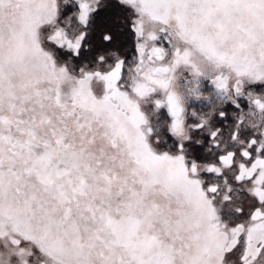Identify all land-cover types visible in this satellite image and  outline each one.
I'll use <instances>...</instances> for the list:
<instances>
[{"label": "snow or ice", "instance_id": "obj_1", "mask_svg": "<svg viewBox=\"0 0 264 264\" xmlns=\"http://www.w3.org/2000/svg\"><path fill=\"white\" fill-rule=\"evenodd\" d=\"M116 2L0 0V264H264V0Z\"/></svg>", "mask_w": 264, "mask_h": 264}, {"label": "trees", "instance_id": "obj_2", "mask_svg": "<svg viewBox=\"0 0 264 264\" xmlns=\"http://www.w3.org/2000/svg\"><path fill=\"white\" fill-rule=\"evenodd\" d=\"M97 21L101 27L109 29L114 35V41L109 47L131 60L134 34L130 31V20L123 7L116 2L110 1L109 7L101 10ZM230 110L233 111L230 106L225 107V111ZM228 119V121H231L232 117L229 115ZM223 125H225L224 121H219V126L223 127ZM197 149L202 151L201 148Z\"/></svg>", "mask_w": 264, "mask_h": 264}, {"label": "rangeland", "instance_id": "obj_3", "mask_svg": "<svg viewBox=\"0 0 264 264\" xmlns=\"http://www.w3.org/2000/svg\"><path fill=\"white\" fill-rule=\"evenodd\" d=\"M110 1L116 2V0H109V2ZM123 9L127 12L128 18H129V10H127L125 8H123ZM71 11H72V6L71 5L65 6V10L62 13V17L70 14ZM129 20H130V18H129ZM60 55H61V57L63 59L66 60L68 58L69 54L62 52V53H60ZM89 56H90V54L88 52H85L83 54V56L81 57V59L76 60L75 63L77 64V66H79L82 63V61L89 59ZM203 84H204L203 91L205 92V94L213 93V88H212V86L210 85V83L207 80H205L203 82ZM249 89L250 90H254L257 94H262V93H264V84L249 85ZM217 103H220L219 97L215 93H213L212 96H211V103H209V101H207V100L193 101L192 104L190 105V108L191 109H195L197 112H200V113H206V112L211 110V108H212V106L214 104H217ZM226 106H230L233 111H238L230 103L228 105H226ZM242 106L247 108V104L245 102H242ZM166 118H167L166 112L164 110H162L161 113H160V121H157V123L162 122ZM233 122H234L233 120L228 121V124H231ZM223 127L225 128V131H227L228 125L225 124V125H223ZM167 140H168L169 143H173V138L171 136H167ZM205 142H207V137H205ZM193 147H194V151H195V153L197 155V158H200V159H211V156H206V157L202 156V153H203L204 149H203V147L201 145H194ZM197 148H201L202 151L197 149Z\"/></svg>", "mask_w": 264, "mask_h": 264}]
</instances>
